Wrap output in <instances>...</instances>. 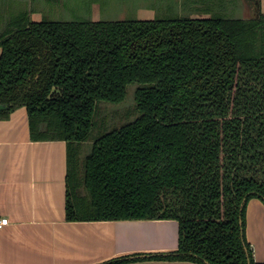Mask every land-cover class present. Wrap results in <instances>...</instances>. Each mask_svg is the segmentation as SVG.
Instances as JSON below:
<instances>
[{
    "label": "trees",
    "instance_id": "obj_1",
    "mask_svg": "<svg viewBox=\"0 0 264 264\" xmlns=\"http://www.w3.org/2000/svg\"><path fill=\"white\" fill-rule=\"evenodd\" d=\"M0 120L27 107L33 140L67 142L68 221L179 222V247L145 259L258 264L247 206L264 201V14L241 19L33 21L0 33ZM135 121L94 139L99 102Z\"/></svg>",
    "mask_w": 264,
    "mask_h": 264
},
{
    "label": "crops",
    "instance_id": "obj_2",
    "mask_svg": "<svg viewBox=\"0 0 264 264\" xmlns=\"http://www.w3.org/2000/svg\"><path fill=\"white\" fill-rule=\"evenodd\" d=\"M160 7L162 15L179 11L192 18L253 19L264 14V0H161ZM91 12L99 18L101 8L94 4ZM67 149L64 140L31 138L25 106L0 120V219H9L0 228V264H102L132 254L178 249L175 219L68 221ZM246 237L255 261L264 264L261 199L248 203ZM130 264L198 263L145 259Z\"/></svg>",
    "mask_w": 264,
    "mask_h": 264
},
{
    "label": "rangeland",
    "instance_id": "obj_3",
    "mask_svg": "<svg viewBox=\"0 0 264 264\" xmlns=\"http://www.w3.org/2000/svg\"><path fill=\"white\" fill-rule=\"evenodd\" d=\"M160 2L161 0H0V33L5 29L8 21L27 10L31 11L33 21L43 19L121 21L189 17L186 14H178L179 11H176L174 16L160 14ZM94 4L101 8L99 18H97V15H95V18L92 16L91 9ZM182 13L185 12L182 11ZM136 88V83L130 84L127 97L122 102H99L94 139L83 146V157L90 153L97 138L140 117L141 113L137 109L135 100Z\"/></svg>",
    "mask_w": 264,
    "mask_h": 264
},
{
    "label": "built area",
    "instance_id": "obj_4",
    "mask_svg": "<svg viewBox=\"0 0 264 264\" xmlns=\"http://www.w3.org/2000/svg\"><path fill=\"white\" fill-rule=\"evenodd\" d=\"M8 224H9V219L8 218L0 219V228H3V227H5Z\"/></svg>",
    "mask_w": 264,
    "mask_h": 264
}]
</instances>
